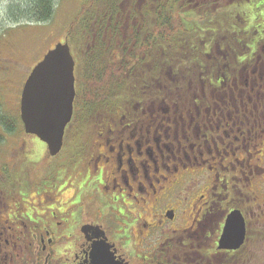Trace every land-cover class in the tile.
I'll use <instances>...</instances> for the list:
<instances>
[{
  "label": "flooded vegetation",
  "instance_id": "1",
  "mask_svg": "<svg viewBox=\"0 0 264 264\" xmlns=\"http://www.w3.org/2000/svg\"><path fill=\"white\" fill-rule=\"evenodd\" d=\"M119 4L66 40L61 151L46 163L25 152L15 170L39 175L0 184V264H256L264 0ZM233 213L243 243L219 248Z\"/></svg>",
  "mask_w": 264,
  "mask_h": 264
},
{
  "label": "rangeland",
  "instance_id": "2",
  "mask_svg": "<svg viewBox=\"0 0 264 264\" xmlns=\"http://www.w3.org/2000/svg\"><path fill=\"white\" fill-rule=\"evenodd\" d=\"M84 0H60L50 21L40 25H21L4 32L0 36V99L2 110L9 115L19 117L20 93L25 79L31 69L41 60L42 56L51 50L56 44L66 41V32L75 15L78 13ZM6 0H0V13ZM1 18V16H0ZM1 24V19H0ZM4 28V25H3ZM20 120V117H19ZM3 143L0 145V184L6 191L11 192L18 182L14 175L19 173V159L25 152L35 156L44 163L50 161L43 143L37 138L27 136L21 125H18L11 134L3 133ZM35 161V160H34ZM26 165L23 166L25 170ZM31 167V165H29ZM28 167V168H29ZM35 166L31 167V173L39 175ZM31 173L25 176L19 173L21 182L25 183ZM15 180V181H14ZM17 185V184H16ZM4 190V189H3ZM264 234V228H263ZM262 243L254 246V258L256 264H264V239Z\"/></svg>",
  "mask_w": 264,
  "mask_h": 264
},
{
  "label": "water",
  "instance_id": "3",
  "mask_svg": "<svg viewBox=\"0 0 264 264\" xmlns=\"http://www.w3.org/2000/svg\"><path fill=\"white\" fill-rule=\"evenodd\" d=\"M74 61L65 41L46 52L23 83L19 117L26 135L47 148V157L61 151L66 124L71 119L74 98ZM219 248L237 249L244 240V226L235 213L227 218Z\"/></svg>",
  "mask_w": 264,
  "mask_h": 264
},
{
  "label": "trees",
  "instance_id": "4",
  "mask_svg": "<svg viewBox=\"0 0 264 264\" xmlns=\"http://www.w3.org/2000/svg\"><path fill=\"white\" fill-rule=\"evenodd\" d=\"M59 2L60 0H6L0 13V36L4 32L21 25H40L50 21L56 9L55 6ZM119 7V0H84L72 22L73 32L67 35L65 39L74 37L78 41H82L80 31L82 22L80 21L83 18L111 13L109 11L117 10ZM155 9H162V7L158 6ZM1 106L0 99V145L4 141L3 133L11 134L18 125H21L17 115H9L5 110H2Z\"/></svg>",
  "mask_w": 264,
  "mask_h": 264
}]
</instances>
